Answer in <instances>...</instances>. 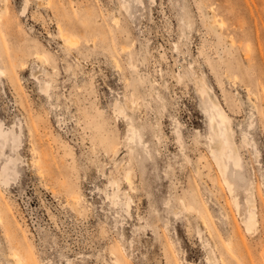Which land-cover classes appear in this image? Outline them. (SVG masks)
<instances>
[{"label": "rangeland", "instance_id": "1", "mask_svg": "<svg viewBox=\"0 0 264 264\" xmlns=\"http://www.w3.org/2000/svg\"><path fill=\"white\" fill-rule=\"evenodd\" d=\"M132 1L0 0V264L16 243L38 264H264V59L250 66L209 22L214 3L241 30L252 0ZM238 40L259 55L256 36ZM197 79L231 117L241 166L210 153Z\"/></svg>", "mask_w": 264, "mask_h": 264}, {"label": "bare ground", "instance_id": "2", "mask_svg": "<svg viewBox=\"0 0 264 264\" xmlns=\"http://www.w3.org/2000/svg\"><path fill=\"white\" fill-rule=\"evenodd\" d=\"M133 1H132V3H134ZM252 3L254 4V7H255V9H254L252 7V5H250L251 15L255 21V33H256L255 35L253 34L252 29H251L252 24H249L246 26L244 24L246 22L252 21L253 19L251 20V18L249 17L248 20H245L244 22H240L239 27L241 28V30H237L236 28H231V27L227 26L225 19L219 17L220 7L216 6L214 3L209 5L210 11L212 13L210 15L209 22H210L211 30H214L216 33H218L220 35H224L227 42H229L230 48H236V49H241V50L244 49L246 51L247 59L249 61L250 66L259 67L258 66L259 58L264 59V31H263V29H264V1L262 4H259L258 0H252ZM231 7L233 9L232 4H231ZM126 8L128 9V6H126ZM235 8L236 7L234 6V10H236V11L232 10V12H233L232 18L234 19V22H235V19H237V17L239 16L238 10ZM116 20H118V19L116 18ZM192 20L193 19L190 18V15H188L187 20H186V24H187L190 31L192 30L191 28L193 25ZM70 25H71V27H74V25H72V24H70ZM59 29L61 31L60 34L62 36L68 35L67 30L69 29V27L66 29V28H64V26L62 24H60ZM181 29H182V32L185 33L186 29H187L186 25H182ZM121 31H123V30H121ZM254 36H256L258 49H259V55H257V53L254 55L251 54L250 51L252 48V44H249V45L244 47V46H242L241 41L238 40L241 37L247 38V40L248 39L250 40V39H253ZM68 41L70 44H73L76 42L75 40H73L71 38H69ZM176 46L179 47L177 44H176ZM235 55H237V54H235ZM244 57L246 58V56H244ZM254 59H257V61H254ZM225 67H226V65H225ZM258 76H262V74L258 75ZM197 78H199V77H197ZM195 81L198 85V89L201 92V95L204 97L206 95H208L209 100H210V105L207 108L208 117L210 120V127H211V133L207 135V146L210 150V153L213 155L214 160L222 165L224 170L227 169V161L228 160L233 161V163L236 166H241L242 156H241L240 151H239V145L237 144L236 140L234 139V129L230 124L231 117L227 114V112L225 110L226 108L224 107L225 108L224 109L223 105H221L222 102L220 103L218 100L214 99L211 96V94H210L211 88L208 85L207 80L197 79ZM248 91L251 92L250 89ZM215 93H216V91H215ZM249 95H251V94L249 93ZM117 107L118 108H116V109L120 113L126 112L125 105L118 104ZM126 114H127V112H126ZM129 120H130L129 132H128L127 138L129 140L128 145L130 146L131 149H133L138 144H141V143L145 144V139H144V133L142 132L141 128L137 124H135L134 119L132 117H130ZM30 134L33 135V133H31V132H30ZM0 135L6 141H9L11 138V136L9 135V131L3 129V123L0 126ZM13 137L14 138L16 137L15 131H13ZM244 140H247V138L245 137ZM6 141L3 140V145L6 144ZM41 158L46 160L44 154L41 153L37 159L34 158V162L38 163ZM3 176H4V172H2L0 174V180ZM4 177H6V176H4ZM225 179H226V182L228 183L230 190L232 191L234 189L232 182L229 179H227V175H226ZM127 180L130 184H132L133 179H132L130 173L127 174ZM111 182H112L111 184H114L113 181H111ZM118 194H119V186L117 188L114 187L113 197L118 196ZM2 198H3L2 193H0V220L1 221H3L5 211L8 207L7 205H5L3 203ZM237 204L239 205L238 200H237ZM247 204L250 206L249 214L247 216L243 217V220L246 224L247 229L251 230L257 223L256 213L251 209V206L255 204L254 190L253 189L248 191ZM13 241H14V239L10 238V243H13ZM10 255L14 258V261L16 264H38V261H37L36 256H35V252L33 251L32 247L25 244V243L24 244L16 243V246L12 247V249H10Z\"/></svg>", "mask_w": 264, "mask_h": 264}]
</instances>
